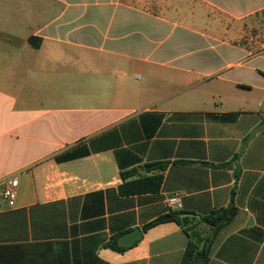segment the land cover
Here are the masks:
<instances>
[{"label": "crops", "instance_id": "obj_1", "mask_svg": "<svg viewBox=\"0 0 264 264\" xmlns=\"http://www.w3.org/2000/svg\"><path fill=\"white\" fill-rule=\"evenodd\" d=\"M5 2L28 33L0 31V264H180L189 233L143 227L229 205L208 264H264V0Z\"/></svg>", "mask_w": 264, "mask_h": 264}, {"label": "trees", "instance_id": "obj_2", "mask_svg": "<svg viewBox=\"0 0 264 264\" xmlns=\"http://www.w3.org/2000/svg\"><path fill=\"white\" fill-rule=\"evenodd\" d=\"M34 38H30V43L34 47H38V44L34 42ZM167 165V162H156L145 165V169L148 171L152 170H163ZM128 173H123L125 182L121 185L120 190L125 195L138 194L143 192H154L160 189L162 184V175L156 174L151 176L142 177L139 179L128 180ZM126 175V177H125ZM236 207L229 205L227 207H221L214 209L208 215H201L198 218L199 221L204 223L208 228L209 232L204 234L201 231L195 229L194 219L196 220L195 213H188L182 211H169L166 214L161 215L157 219L145 225L143 228L147 230L157 224L174 221L184 228L189 233L190 240L183 253L180 264H208L210 246L212 240L218 234L220 229L226 225L236 214ZM190 231L187 227H191ZM107 247L112 248L116 251H123L124 248L118 246L116 240L110 241ZM7 245H0V253L4 251Z\"/></svg>", "mask_w": 264, "mask_h": 264}, {"label": "rangeland", "instance_id": "obj_3", "mask_svg": "<svg viewBox=\"0 0 264 264\" xmlns=\"http://www.w3.org/2000/svg\"><path fill=\"white\" fill-rule=\"evenodd\" d=\"M14 13H16V12H14ZM11 15H13V12L8 7V5H6L5 0H0V31L17 30V31H19L22 34L28 33V28L26 27V25L24 23L22 24L21 21H19L18 19H17L18 23H16L15 21H12L11 20L12 19ZM261 22H262V24H264L263 20H261ZM0 41L5 42V38L2 37L1 35H0ZM77 66H78V69H77ZM77 66L75 67V69H77L78 71H80V72H82L84 74L85 73V71L83 70L84 67L83 66L79 67L80 65H77ZM61 70L64 71V72L65 71L71 72L72 68H70V67H66V68L61 67ZM64 88L65 87H62V89H64ZM201 227L202 226H200V227L196 226L195 229L198 230V231H201L202 233L206 232L205 230H207V229H205V228L202 229L203 227L202 228Z\"/></svg>", "mask_w": 264, "mask_h": 264}, {"label": "built area", "instance_id": "obj_4", "mask_svg": "<svg viewBox=\"0 0 264 264\" xmlns=\"http://www.w3.org/2000/svg\"><path fill=\"white\" fill-rule=\"evenodd\" d=\"M19 185V177L14 175L5 180V187L0 189V201H7L9 204H13L17 194V187ZM168 203L176 207H181L179 197L174 195L168 199Z\"/></svg>", "mask_w": 264, "mask_h": 264}, {"label": "water", "instance_id": "obj_5", "mask_svg": "<svg viewBox=\"0 0 264 264\" xmlns=\"http://www.w3.org/2000/svg\"><path fill=\"white\" fill-rule=\"evenodd\" d=\"M142 237V231L140 228H136L133 231L125 234L121 240H120V245L122 246H129L136 240L140 239Z\"/></svg>", "mask_w": 264, "mask_h": 264}]
</instances>
